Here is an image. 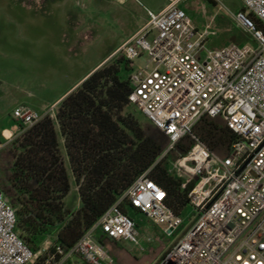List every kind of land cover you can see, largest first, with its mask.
<instances>
[{
	"label": "built area",
	"instance_id": "2783aa9c",
	"mask_svg": "<svg viewBox=\"0 0 264 264\" xmlns=\"http://www.w3.org/2000/svg\"><path fill=\"white\" fill-rule=\"evenodd\" d=\"M242 1L245 10L232 17L256 47L233 43L208 50L216 33L210 25L197 29L177 0L158 13L147 9L149 21L117 52L133 64L144 53L150 58L135 66L129 101L170 138L164 156L183 138L195 139L192 149L171 163L170 173L182 180L198 217L159 264H264V30L251 18L264 24V0ZM45 116L55 118L56 106L44 113L25 105L13 111L14 120L27 128ZM206 116L221 117L236 134L228 157L193 135ZM149 173L69 251L56 246L50 252L47 246L34 252L19 236L16 210L0 190V264H69L73 258L80 264H117L98 235L138 242L135 221L120 209L126 200L173 236L183 220Z\"/></svg>",
	"mask_w": 264,
	"mask_h": 264
},
{
	"label": "trees",
	"instance_id": "16d2710c",
	"mask_svg": "<svg viewBox=\"0 0 264 264\" xmlns=\"http://www.w3.org/2000/svg\"><path fill=\"white\" fill-rule=\"evenodd\" d=\"M251 18L264 30L259 19ZM134 71L135 65L119 52L60 101L55 118L45 116L27 128L12 117L20 133L11 142L0 132V190L16 210L19 236L34 252L42 251L54 233L50 252L56 246L65 251L75 247L148 171L166 191V203L176 215L190 205L188 190L181 188L182 180L170 173V166L192 149L195 139L183 138L164 156L170 138L129 101ZM131 107L146 117V123ZM193 135L217 155L237 140L221 117H204ZM72 179L81 202L75 209L65 203ZM120 209L137 226L133 213L141 211L127 200ZM98 240L118 243L102 233Z\"/></svg>",
	"mask_w": 264,
	"mask_h": 264
},
{
	"label": "rangeland",
	"instance_id": "374dc122",
	"mask_svg": "<svg viewBox=\"0 0 264 264\" xmlns=\"http://www.w3.org/2000/svg\"><path fill=\"white\" fill-rule=\"evenodd\" d=\"M172 1L177 0H130L127 5L114 0H0V132L12 124L19 106L51 111L146 25L147 9L158 13ZM179 6L197 29L210 25L216 33L207 42L208 50L223 49L238 39L242 45L257 46L232 17L243 11L242 0H179ZM242 33L247 38L242 39ZM149 61L144 53L134 64L141 68ZM130 111L146 123L139 111ZM229 154L230 150L218 152L221 158ZM65 203L71 209L80 206L74 179ZM133 215L138 242L107 243L117 264H159L168 247L191 229L198 212L189 205L180 216L183 225L170 237L143 214ZM56 238L54 233L51 244L43 248L51 247ZM69 264L80 263L73 258Z\"/></svg>",
	"mask_w": 264,
	"mask_h": 264
},
{
	"label": "crops",
	"instance_id": "0c3cea01",
	"mask_svg": "<svg viewBox=\"0 0 264 264\" xmlns=\"http://www.w3.org/2000/svg\"><path fill=\"white\" fill-rule=\"evenodd\" d=\"M115 2H117V3H119L120 5H127L128 4V2L130 1V0H127V1H123V0H114ZM142 28H140L138 31H136L131 37H129L127 40H126V42L127 41H129L131 38H133L140 30H141ZM125 42V43H126ZM124 43V44H125ZM123 44V45H124ZM123 45H121L115 52H113V54H111V56L110 57H113L115 54H117V52L120 50V48L123 46ZM60 103V100L58 101V102H56L55 104H53V107L54 106H57L58 104ZM11 125L10 126H6V127H4L3 129V132H2V136L6 139V141L7 142H10L11 141V139L12 138H14L15 136H17L19 133H20V127L17 125V124H15L14 122H13V120H11ZM6 124H8V123H6ZM7 133H10V135L8 136V135H6Z\"/></svg>",
	"mask_w": 264,
	"mask_h": 264
}]
</instances>
